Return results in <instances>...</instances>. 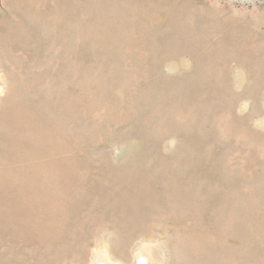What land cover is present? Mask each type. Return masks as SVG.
Here are the masks:
<instances>
[{
  "label": "rangeland",
  "instance_id": "374dc122",
  "mask_svg": "<svg viewBox=\"0 0 264 264\" xmlns=\"http://www.w3.org/2000/svg\"><path fill=\"white\" fill-rule=\"evenodd\" d=\"M0 264H264V0H0Z\"/></svg>",
  "mask_w": 264,
  "mask_h": 264
}]
</instances>
